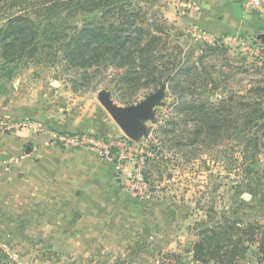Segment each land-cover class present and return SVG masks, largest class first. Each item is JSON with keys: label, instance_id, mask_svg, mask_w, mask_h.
Returning a JSON list of instances; mask_svg holds the SVG:
<instances>
[{"label": "rangeland", "instance_id": "rangeland-1", "mask_svg": "<svg viewBox=\"0 0 264 264\" xmlns=\"http://www.w3.org/2000/svg\"><path fill=\"white\" fill-rule=\"evenodd\" d=\"M135 1L165 22L168 41L180 46L184 65L197 66L187 78L194 82L195 93L178 97L165 83L154 90L138 89L125 104L120 91L112 90L120 70L91 69L88 83L78 81L72 90L67 81L72 71H64L57 61L8 64L0 59V133L31 126L54 132L80 127V133L111 141L125 134L100 96L108 94L112 106L119 108L152 100V114L138 122L140 132L130 138L129 149L109 162L116 165L121 187L140 200L167 207L171 225L179 226L184 245L178 254L163 255L158 264H191L183 249L192 246V237L204 225L223 221V216L242 225L264 224V147L250 158L231 131L222 130L219 137L204 131L196 138L200 114L187 115L182 109L194 99L211 108L231 93L244 94L256 81L264 85V0L261 8L249 0H228L242 17L234 31H226L218 18L223 10L218 0ZM195 16L204 20L199 23ZM16 220L15 211L0 205V264H113L114 257L103 248L89 247L94 255L88 259L80 257L85 246L24 240L27 235L16 228ZM246 258L249 264H264L256 244L249 245Z\"/></svg>", "mask_w": 264, "mask_h": 264}, {"label": "trees", "instance_id": "trees-1", "mask_svg": "<svg viewBox=\"0 0 264 264\" xmlns=\"http://www.w3.org/2000/svg\"><path fill=\"white\" fill-rule=\"evenodd\" d=\"M168 39L165 22L135 0H0V59L8 64L57 61L72 71L67 78L72 90L78 81L88 83L91 69L120 70L112 90L120 91L125 104L138 89L165 83L178 97L195 93L187 78L197 66L184 65L182 49ZM184 105L187 115H201L196 138L204 131L217 137L222 130L231 131L250 158L264 147V85L258 81L211 108L195 99ZM223 218L192 237L194 261L237 264L250 244L264 255V224Z\"/></svg>", "mask_w": 264, "mask_h": 264}, {"label": "crops", "instance_id": "crops-1", "mask_svg": "<svg viewBox=\"0 0 264 264\" xmlns=\"http://www.w3.org/2000/svg\"><path fill=\"white\" fill-rule=\"evenodd\" d=\"M218 1L223 8L218 18L226 31H234L242 21L236 4ZM49 139L33 128L0 133V205L17 213L16 228L27 235L24 240L85 246L80 257L88 259L94 255L89 247L103 248L113 264H158L163 255L179 253L184 240L178 224L171 225L167 207L121 187L114 163L88 149L60 148ZM185 253L191 264H199L190 248Z\"/></svg>", "mask_w": 264, "mask_h": 264}, {"label": "built area", "instance_id": "built-area-1", "mask_svg": "<svg viewBox=\"0 0 264 264\" xmlns=\"http://www.w3.org/2000/svg\"><path fill=\"white\" fill-rule=\"evenodd\" d=\"M249 2L256 8H261L263 4L262 0H249ZM20 126L25 128L27 124H20ZM29 128L48 134L50 138L49 143L52 145L63 149H88L107 161L119 158V152L129 149V141L131 140L126 135L109 141L100 134H85L84 132L72 134L60 131H41L37 126H31Z\"/></svg>", "mask_w": 264, "mask_h": 264}, {"label": "water", "instance_id": "water-1", "mask_svg": "<svg viewBox=\"0 0 264 264\" xmlns=\"http://www.w3.org/2000/svg\"><path fill=\"white\" fill-rule=\"evenodd\" d=\"M100 102L104 107L110 109L113 120L123 133L130 138L137 137L140 132L138 122L150 118L154 104L152 100H146L137 106L119 108L112 106L108 94H102L100 96ZM15 262L18 263V261Z\"/></svg>", "mask_w": 264, "mask_h": 264}]
</instances>
